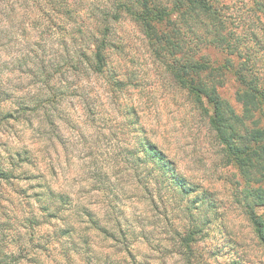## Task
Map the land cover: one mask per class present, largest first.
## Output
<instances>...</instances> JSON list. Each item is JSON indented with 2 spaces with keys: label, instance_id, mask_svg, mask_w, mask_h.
Returning a JSON list of instances; mask_svg holds the SVG:
<instances>
[{
  "label": "rangeland",
  "instance_id": "374dc122",
  "mask_svg": "<svg viewBox=\"0 0 264 264\" xmlns=\"http://www.w3.org/2000/svg\"><path fill=\"white\" fill-rule=\"evenodd\" d=\"M64 1L75 13L71 19L39 0H0V93L10 95V100L0 97V116L12 117L0 121V162L12 172L0 178L3 252L17 253L18 264H185L178 233L198 221L206 227L195 244V264H264V244L238 196L241 178L224 158L208 117L173 84L139 28L126 18L112 24L109 38L110 67L125 89H113L86 70L84 77L77 74L62 60L60 40L66 36L70 44L67 33L73 28L105 26L101 12L115 15L117 0ZM219 1L245 12L254 3ZM204 53L212 61L224 58L219 50ZM45 65L54 66L50 87L61 88L53 104L41 76ZM236 90L230 82L221 95L238 108ZM32 99H43L45 108L19 118L17 103L29 105ZM44 115L50 116L48 124ZM144 137L166 153L193 193L143 189L140 177L147 171L136 167L129 151ZM48 187L69 193L72 206L91 209L114 236L93 230L73 207L62 213L64 220L43 218L35 248L22 251L18 245L30 236L23 221L32 209L39 216L36 193L49 194ZM43 195L41 201L49 202ZM257 213L264 222V209ZM70 225L71 236L62 231Z\"/></svg>",
  "mask_w": 264,
  "mask_h": 264
},
{
  "label": "trees",
  "instance_id": "16d2710c",
  "mask_svg": "<svg viewBox=\"0 0 264 264\" xmlns=\"http://www.w3.org/2000/svg\"><path fill=\"white\" fill-rule=\"evenodd\" d=\"M39 1L51 5L53 12L69 19L75 14L69 9L67 1ZM253 2L251 10L245 12L243 6L234 8L219 0H117L115 15L109 10L101 12L105 26L90 29L80 26L66 32L70 44L65 40L66 36L60 40L63 50L60 56L77 74L84 77L83 70H86L102 76L113 89L123 90L126 83L119 79L114 67H110V50L114 47L109 39L112 24L117 22L118 25L126 18L139 28L152 56L165 69L173 84L185 91L195 107L208 117L210 128L223 147L224 158L236 168L241 178L242 188L238 196L247 208L258 240L264 244V222L257 213V209H264V0ZM110 20L112 23L107 24ZM211 49L221 51L224 58L219 62L212 61L204 53ZM53 68V65L41 67V76L51 90L48 93L50 99H47L50 104L57 101L56 93L61 89L50 87ZM230 82L237 87L235 99L238 108L221 95L222 89ZM0 97L10 100L6 92L0 93ZM40 100L43 101L32 99L29 105L19 101V118L28 112L44 109L40 106ZM31 104H34L33 108ZM3 116H0V121L12 118L11 114ZM49 117L44 115L42 122L47 123ZM19 118L16 117L15 121ZM50 124L54 126L55 122ZM138 144L129 153L136 158V167L147 171L146 175L140 177L145 191L167 187L168 191L173 190L183 196L195 191L186 178L175 170L173 161L159 146L147 137L140 139ZM11 175L12 172L7 171L0 162V178L7 179ZM48 188L49 194L36 193L40 204L39 216L32 209L29 217L23 221L24 229L29 230L27 235L30 236L23 245H18L22 251L29 252V248H35L33 238L36 230L45 223L43 218L47 223L64 220L62 213L74 207L72 201L69 202V193ZM43 194L49 202L41 201L45 197ZM76 209L79 215L87 218L84 223L93 230L109 233L111 238L114 236L101 225V220L91 209L83 206L80 209L74 207ZM194 222L184 234L178 233L179 255L185 264H195V244L206 227L205 222ZM71 230H74L72 225L62 229L70 236ZM124 232L119 231L121 235ZM58 235L65 234L62 232ZM115 241L125 243L123 239ZM3 250L0 248V264H9L10 260L18 264L17 253ZM126 252L130 254L129 250Z\"/></svg>",
  "mask_w": 264,
  "mask_h": 264
}]
</instances>
